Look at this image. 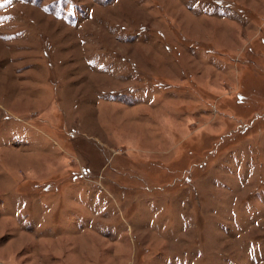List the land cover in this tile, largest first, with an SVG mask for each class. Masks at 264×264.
Wrapping results in <instances>:
<instances>
[{
  "label": "rangeland",
  "instance_id": "374dc122",
  "mask_svg": "<svg viewBox=\"0 0 264 264\" xmlns=\"http://www.w3.org/2000/svg\"><path fill=\"white\" fill-rule=\"evenodd\" d=\"M0 264H264V0H0Z\"/></svg>",
  "mask_w": 264,
  "mask_h": 264
}]
</instances>
